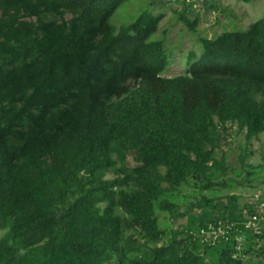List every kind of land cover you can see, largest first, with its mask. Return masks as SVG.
<instances>
[{
    "label": "trees",
    "instance_id": "16d2710c",
    "mask_svg": "<svg viewBox=\"0 0 264 264\" xmlns=\"http://www.w3.org/2000/svg\"><path fill=\"white\" fill-rule=\"evenodd\" d=\"M125 1L0 0V264H264L239 193L264 182V15L165 75L161 14Z\"/></svg>",
    "mask_w": 264,
    "mask_h": 264
},
{
    "label": "rangeland",
    "instance_id": "374dc122",
    "mask_svg": "<svg viewBox=\"0 0 264 264\" xmlns=\"http://www.w3.org/2000/svg\"><path fill=\"white\" fill-rule=\"evenodd\" d=\"M150 1L127 0L117 8L112 19H117L119 23H125L131 20L144 6H147L155 14H161L159 30L155 36L156 38L163 37L165 47L170 50L169 64L164 72L165 75H174L184 70V61L189 50L199 54L202 46L198 42V36L212 37L224 30H242L264 15V0L248 2L243 0H187L186 3L192 2V11H187V16L193 18L194 11L199 14L198 24L195 30L191 31L178 19V11L183 8L179 0L165 1L162 4L160 0ZM234 137L235 142L229 144L232 148H236V142L242 139V135L235 134ZM224 148L229 151L226 146ZM250 148L253 150V154L248 157V161L260 162L261 151L264 148V133L260 135L259 139L252 140ZM237 180L239 181L241 178H237ZM258 188L249 189L248 187L240 191V201H246L254 190L264 192V182H260ZM167 218L172 227L186 222V217L171 219L167 216Z\"/></svg>",
    "mask_w": 264,
    "mask_h": 264
},
{
    "label": "built area",
    "instance_id": "2783aa9c",
    "mask_svg": "<svg viewBox=\"0 0 264 264\" xmlns=\"http://www.w3.org/2000/svg\"><path fill=\"white\" fill-rule=\"evenodd\" d=\"M247 202L253 205L254 209L251 212L245 211L243 224L246 228H250L254 232L259 233L261 231V228L264 226V198L260 196L259 191H254L248 196ZM233 229L234 222L218 220L216 224L208 223L205 228L203 227L200 229V232L203 236V239L212 238L213 241L218 236L227 237V234ZM235 240L236 248H241V237L239 235H235Z\"/></svg>",
    "mask_w": 264,
    "mask_h": 264
}]
</instances>
